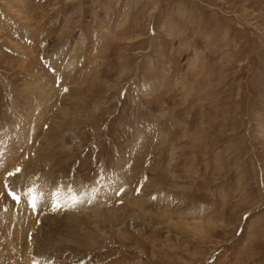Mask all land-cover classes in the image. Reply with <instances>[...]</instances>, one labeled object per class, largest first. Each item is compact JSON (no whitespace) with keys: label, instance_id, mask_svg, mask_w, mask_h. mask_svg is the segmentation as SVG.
<instances>
[{"label":"rangeland","instance_id":"1","mask_svg":"<svg viewBox=\"0 0 264 264\" xmlns=\"http://www.w3.org/2000/svg\"><path fill=\"white\" fill-rule=\"evenodd\" d=\"M0 264H264V0H0Z\"/></svg>","mask_w":264,"mask_h":264},{"label":"snow or ice","instance_id":"2","mask_svg":"<svg viewBox=\"0 0 264 264\" xmlns=\"http://www.w3.org/2000/svg\"><path fill=\"white\" fill-rule=\"evenodd\" d=\"M20 171H21V170H20L19 168H16L14 172H9V173H8V176H14V175L18 174ZM5 189H6V190L9 189V185L5 184ZM31 191H33V190H32V189H29V192H31ZM8 195H9L13 200H15V201H17V202H18L19 199H20V197L17 196V195L15 194L14 190L8 191ZM30 203H31V205H32L33 207L36 206V200H35V197H33V198L31 199ZM74 203H75V201H74Z\"/></svg>","mask_w":264,"mask_h":264},{"label":"bare ground","instance_id":"3","mask_svg":"<svg viewBox=\"0 0 264 264\" xmlns=\"http://www.w3.org/2000/svg\"><path fill=\"white\" fill-rule=\"evenodd\" d=\"M61 109H62V108H61ZM62 113H63V112H62ZM63 114H64V113H63ZM64 117H66V116H64ZM8 161H9V160H8ZM10 163H11V162H10ZM5 164H6V163H5ZM5 164H4V166H3L2 171H4V169H5ZM8 164H9V163H8ZM11 165H12V163H11ZM11 165H10V166H11ZM13 165H14V163H13ZM6 168H7V167H6ZM12 168H13V167H12ZM13 169H14V168H13ZM2 173H3V172H2ZM13 181H14V179H13ZM15 182H16V181H15ZM13 183H14V182H13ZM96 189H97V187H96ZM93 192H94V191H93ZM86 195H87V193H86ZM82 196H83V195H82ZM87 196H88V195H87ZM90 196H93V194L90 195ZM84 197H85V196H84ZM93 198H94V197H93ZM93 198H90V199H93ZM95 198H96V196H95ZM95 198H94V199H95ZM81 199H82V198H81ZM90 199H87V202H90V201H89ZM79 201H80V199H79ZM84 201H86L85 198H84V200H82V201H80V202H82V203L85 204ZM91 201H92V200H91ZM42 202H44V201H42ZM77 202H78V201H77ZM77 204H78V203H77ZM79 204H80V203H79ZM79 204H78V205H79ZM80 205H81V204H80ZM81 206H83V205H81ZM77 208H78V207H77ZM41 229H42V228H41ZM37 234H38V233H37ZM19 244H20V243H19Z\"/></svg>","mask_w":264,"mask_h":264}]
</instances>
